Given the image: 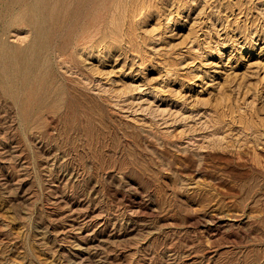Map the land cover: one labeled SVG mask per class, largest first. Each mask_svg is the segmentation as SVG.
Wrapping results in <instances>:
<instances>
[{"label":"rangeland","instance_id":"1","mask_svg":"<svg viewBox=\"0 0 264 264\" xmlns=\"http://www.w3.org/2000/svg\"><path fill=\"white\" fill-rule=\"evenodd\" d=\"M0 264H264V0H0Z\"/></svg>","mask_w":264,"mask_h":264}]
</instances>
